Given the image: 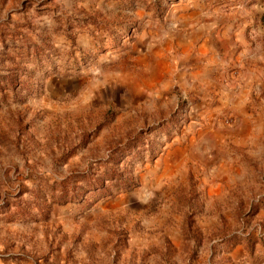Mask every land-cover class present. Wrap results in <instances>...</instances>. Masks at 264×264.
Segmentation results:
<instances>
[{
    "label": "rangeland",
    "instance_id": "374dc122",
    "mask_svg": "<svg viewBox=\"0 0 264 264\" xmlns=\"http://www.w3.org/2000/svg\"><path fill=\"white\" fill-rule=\"evenodd\" d=\"M207 36L241 83L264 0H0V264H264V75L203 105Z\"/></svg>",
    "mask_w": 264,
    "mask_h": 264
},
{
    "label": "crops",
    "instance_id": "0c3cea01",
    "mask_svg": "<svg viewBox=\"0 0 264 264\" xmlns=\"http://www.w3.org/2000/svg\"><path fill=\"white\" fill-rule=\"evenodd\" d=\"M204 39L205 42L208 43L211 41L212 44L211 46L207 47V52L205 54L196 55L198 64L196 67H192V71L190 72L194 76L193 80L196 83L201 84L200 88L197 90V92L200 94L198 96L199 101L203 102L202 104L205 105L207 102H211V100L215 99L217 102H219V104L225 105L228 108H236L238 106L247 107L251 105L254 98H259L255 94L256 92L260 91V87L255 85L261 81L259 79L254 80L252 75H264V58L262 54H251L249 52L250 48H247V50L243 49L242 52H240V59H242L243 62H241L238 67L245 69L247 60L250 61L247 71L243 74L245 76L244 80L242 78L241 83L232 82L233 84L227 83L226 85H221L218 83L220 81L219 76L223 75V72L220 74L221 70L219 67L222 62H218L217 57H215L218 47L214 46V42L212 40H209L211 39L210 37L207 36ZM209 54L213 55V59H215V61L210 59L208 56ZM258 59H260L261 64H259ZM252 61L258 63L255 64ZM250 64L251 67H249ZM226 65L227 67L236 66V63L230 59L229 62H226ZM183 73L187 72L183 71ZM206 77L208 78L206 79ZM209 77H212L210 78L211 80ZM245 83L250 84V86H246L248 87L246 88ZM252 83L255 85L252 86Z\"/></svg>",
    "mask_w": 264,
    "mask_h": 264
}]
</instances>
